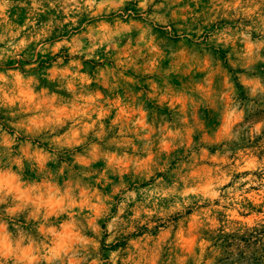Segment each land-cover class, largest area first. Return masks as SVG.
I'll return each mask as SVG.
<instances>
[{
  "label": "clouds",
  "instance_id": "clouds-1",
  "mask_svg": "<svg viewBox=\"0 0 264 264\" xmlns=\"http://www.w3.org/2000/svg\"><path fill=\"white\" fill-rule=\"evenodd\" d=\"M0 264H264V0H0Z\"/></svg>",
  "mask_w": 264,
  "mask_h": 264
},
{
  "label": "rangeland",
  "instance_id": "rangeland-1",
  "mask_svg": "<svg viewBox=\"0 0 264 264\" xmlns=\"http://www.w3.org/2000/svg\"><path fill=\"white\" fill-rule=\"evenodd\" d=\"M221 57H223V53H221ZM224 67L227 68L229 72L232 71L231 68H229L227 62H225ZM208 118L211 119V114L210 113L208 114Z\"/></svg>",
  "mask_w": 264,
  "mask_h": 264
}]
</instances>
